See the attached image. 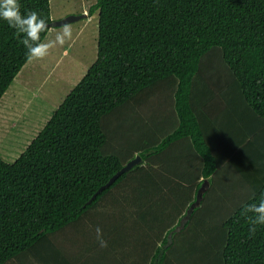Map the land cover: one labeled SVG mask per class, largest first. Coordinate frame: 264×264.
Here are the masks:
<instances>
[{"label":"trees","instance_id":"1","mask_svg":"<svg viewBox=\"0 0 264 264\" xmlns=\"http://www.w3.org/2000/svg\"><path fill=\"white\" fill-rule=\"evenodd\" d=\"M19 3L22 14L46 19L42 42L54 25L50 0ZM93 14L96 60L16 161L0 158V264H36L43 254L68 261L49 234L125 181L129 171L88 202L135 154L142 161L132 169L182 139L202 163L195 194L205 179L215 190L223 166L250 191L221 223L218 264H264V225L251 233L242 215L264 198V0H96L86 13ZM23 38L0 19V99L29 60ZM160 83L175 89V129L159 141L146 134V147L139 131L114 138L116 117L107 116ZM181 168L169 158L138 178L146 188H167L171 173L190 177ZM175 242L165 238L150 264H169Z\"/></svg>","mask_w":264,"mask_h":264},{"label":"rangeland","instance_id":"2","mask_svg":"<svg viewBox=\"0 0 264 264\" xmlns=\"http://www.w3.org/2000/svg\"><path fill=\"white\" fill-rule=\"evenodd\" d=\"M95 1L50 0L54 23L68 16L78 17L67 23L72 26L73 38L50 50L42 59H29L1 97L0 158L5 162L16 161L96 60L97 14L86 15ZM60 27L55 25L42 42L53 39ZM174 90L166 83L156 84L131 99L129 105L110 113L107 119L111 121L116 117L113 122L118 125L114 128V138L126 139L137 131L139 123L158 117L173 118V122L165 120L162 131L156 135L157 141L173 131L178 124ZM119 115L122 116L117 119ZM176 151L179 153L175 157L176 164L187 166L186 170L191 173L188 179L186 175L179 178L169 174L167 188L162 185L146 188L141 184L138 176L147 171L141 168L158 166L162 159L175 155ZM201 164L190 149L176 145L166 154L152 157L146 166L142 164L129 171L125 181L102 195L79 219L49 236L68 253L81 254L83 264H95L98 253L105 254L106 259L100 264H150L156 248L165 238L176 239L167 253L169 264H180V259L188 260L186 264H218L215 246L220 238L221 223L250 191L223 166L215 174V190H209L210 184L206 186L205 196L188 215L196 200V183L202 179ZM97 227L102 230L107 247L97 249L100 247ZM91 246L96 247L93 249L96 251L88 253ZM85 250L87 255H83ZM10 261L5 264H19L16 258Z\"/></svg>","mask_w":264,"mask_h":264},{"label":"clouds","instance_id":"3","mask_svg":"<svg viewBox=\"0 0 264 264\" xmlns=\"http://www.w3.org/2000/svg\"><path fill=\"white\" fill-rule=\"evenodd\" d=\"M0 19L6 20L10 27L23 34L24 38L21 43L26 48L28 59H42L49 55L50 50L63 46L73 38L72 26L65 23L55 33L53 39L41 42V33L48 29L46 19L36 10L22 14L19 0H0ZM242 215L250 220V232L254 233L257 225H264V198L259 203L245 206ZM96 238L101 247H107V242L103 239L102 230L99 227L96 228Z\"/></svg>","mask_w":264,"mask_h":264},{"label":"crops","instance_id":"4","mask_svg":"<svg viewBox=\"0 0 264 264\" xmlns=\"http://www.w3.org/2000/svg\"><path fill=\"white\" fill-rule=\"evenodd\" d=\"M54 26H55V24L53 25V27H51L50 29H49V32H50V30H53V28H54ZM48 32V33H49ZM175 109V108H174ZM165 120H166V122L168 123L169 121H172L173 122V118H171V119H169V118H167V119H165V117H158V118H155V119H153L152 121H150V120H144L142 123H139L140 124V126H136V129H137V131H139V135L140 134H143V136H141V142H142V146L143 147H146V140H147V137H145V135L146 134H148V135H151V136H153L154 135V137L157 135V134H159L161 131H162V129H163V127H164V123H165ZM166 124V123H165ZM179 144H182V146L184 147V148H187V149H190V148H188V141L187 140H185V139H182V140H179V141H177L176 143H174L173 144V146H171L167 151H165V152H162V153H159V154H157V155H155V156H152V157H155L156 158V156H159V155H161V154H166L170 149H172L173 147H175L176 145H179ZM191 150V149H190ZM192 151V150H191ZM193 152V151H192ZM177 154H179L177 151H176V153H175V155H169L166 159H162V162H164L165 160H167V159H169V158H172L173 159V163H175V165H177L178 167H183V166H186V165H178V164H176V162L178 163V161H176V155ZM193 154L195 155V153L193 152ZM183 156V155H182ZM158 160V159H157ZM155 161V160H154ZM162 164V163H161ZM160 164V165H161ZM183 164V163H182ZM187 167V166H186ZM182 169V168H181ZM184 172V171H183ZM186 172H188V170H186ZM171 174H173V173H171ZM175 175V174H174ZM184 176V175H183ZM180 178V177H179ZM206 180V179H205ZM142 188H144V186H142ZM205 192V191H204ZM51 239V238H50ZM98 246H100V243H98L97 244ZM59 248H61V247H59ZM62 250H63V252H64V254H65V256L67 257V258H69V260L67 261L65 258H63V257H61V258H59V260L56 262L55 261V259H54V257L51 255V254H46L45 256H40V258L39 259H37V260H34L35 262H36V264H38L39 262H41L40 264H83V262H82V260H81V258H84L83 256L81 257V254L78 256V255H75V253L74 252H72V253H68L66 250H64L63 248H61ZM93 249H96V247L94 248H92V246L90 247V249H87L88 250V253H91V252H93V251H96V250H93ZM97 249H101V246L99 247V248H97ZM87 250H85L84 252H83V255H87L88 253H87ZM48 253V252H47ZM49 253H50V250H49ZM85 253H87V254H85ZM95 257H96V260H95V264H100V262L101 261H104V260H106L105 259V254L103 255L102 253H98V255H95ZM66 260V261H65ZM12 261V260H11ZM11 261L9 262V263H11ZM17 261H19V264H22L21 262H20V260H17ZM34 261H32V262H34ZM34 262V263H35ZM8 264V263H7Z\"/></svg>","mask_w":264,"mask_h":264},{"label":"water","instance_id":"5","mask_svg":"<svg viewBox=\"0 0 264 264\" xmlns=\"http://www.w3.org/2000/svg\"><path fill=\"white\" fill-rule=\"evenodd\" d=\"M85 14V13H84ZM78 19L77 16H68L62 20H60L59 22L54 23L55 25H62L65 23H69L71 21H74ZM142 161L141 157L139 155H135L132 159H130L128 162H126L122 168L117 171L109 180L106 184L100 186L98 188V190L91 196L90 200L88 202H90L91 200L95 199L96 196L103 191L105 188H107L108 186H110L121 174L126 173L128 171H130L135 165L140 164ZM209 185V181L208 180H204L203 183L201 184V186L199 187V189L197 190L196 193V200L195 202L191 205L190 209L188 210L187 214L189 215L191 213V211L193 210V208L198 205L200 203V200L203 196V193L205 191V187Z\"/></svg>","mask_w":264,"mask_h":264},{"label":"bare ground","instance_id":"6","mask_svg":"<svg viewBox=\"0 0 264 264\" xmlns=\"http://www.w3.org/2000/svg\"><path fill=\"white\" fill-rule=\"evenodd\" d=\"M79 48V47H78ZM75 50H77V49H75ZM75 53V52H74ZM82 66V65H81Z\"/></svg>","mask_w":264,"mask_h":264}]
</instances>
